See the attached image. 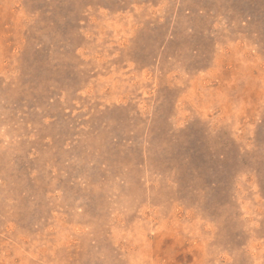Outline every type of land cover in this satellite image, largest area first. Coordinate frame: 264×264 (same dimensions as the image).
Masks as SVG:
<instances>
[{"label": "rangeland", "instance_id": "rangeland-1", "mask_svg": "<svg viewBox=\"0 0 264 264\" xmlns=\"http://www.w3.org/2000/svg\"><path fill=\"white\" fill-rule=\"evenodd\" d=\"M0 264H264V0H0Z\"/></svg>", "mask_w": 264, "mask_h": 264}]
</instances>
